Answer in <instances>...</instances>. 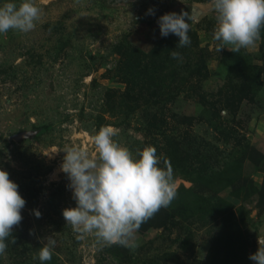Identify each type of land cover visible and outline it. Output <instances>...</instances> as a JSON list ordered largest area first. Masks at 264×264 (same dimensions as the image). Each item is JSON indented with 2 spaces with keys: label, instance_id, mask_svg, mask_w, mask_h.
<instances>
[{
  "label": "rangeland",
  "instance_id": "obj_1",
  "mask_svg": "<svg viewBox=\"0 0 264 264\" xmlns=\"http://www.w3.org/2000/svg\"><path fill=\"white\" fill-rule=\"evenodd\" d=\"M34 3L43 12L32 31L0 34V170L26 200L0 264H41L33 256L48 236L56 244L43 264H254L249 256L264 238V29L255 46L235 53L213 39L212 0ZM150 8L155 15H146ZM170 12L192 16V42L176 60L169 45L177 37H162L157 24ZM199 58L203 100L182 92L196 82ZM249 75L259 80L255 98L224 108L225 87ZM215 101L227 121L217 130ZM101 126L134 155L155 147L173 169L176 197L141 225L134 250L100 245L62 216L76 206L62 151L94 155L91 136Z\"/></svg>",
  "mask_w": 264,
  "mask_h": 264
},
{
  "label": "clouds",
  "instance_id": "obj_2",
  "mask_svg": "<svg viewBox=\"0 0 264 264\" xmlns=\"http://www.w3.org/2000/svg\"><path fill=\"white\" fill-rule=\"evenodd\" d=\"M215 14L213 39L218 50L227 48L238 53L242 48L255 46L264 29V0H212ZM43 9L34 0L5 2L0 5V34L8 31L28 33L41 18ZM146 15H155L148 9ZM191 14L166 13L157 24L160 35L169 34L179 38L176 47L191 43L188 32ZM173 59L180 53L171 51ZM116 130L101 126L91 136L95 154L78 146H65L60 170L69 181L67 188L72 193L76 206L62 210L67 225L79 234H93L100 245H120L135 249L136 233L141 225L152 218L161 208L168 207L176 197L173 169L166 158L157 155L153 146L137 149L135 155L114 140ZM162 161L164 167H160ZM19 186L10 180L9 173L0 170V255L16 240L12 235L23 216L26 200L19 194ZM36 218L41 217L33 210ZM30 234H32L30 232ZM42 247L33 259L41 264L52 259L56 241L52 236L41 240ZM257 251L250 254L254 264H264V238L257 239Z\"/></svg>",
  "mask_w": 264,
  "mask_h": 264
},
{
  "label": "trees",
  "instance_id": "obj_3",
  "mask_svg": "<svg viewBox=\"0 0 264 264\" xmlns=\"http://www.w3.org/2000/svg\"><path fill=\"white\" fill-rule=\"evenodd\" d=\"M188 36L190 37V40L192 42L191 36L189 34H188ZM178 43H179V38L177 37L176 39H174L170 43L169 49L179 52L181 47H176ZM172 60H176V59L172 58ZM244 68L248 69V71L251 70V71L257 72L256 67H252V66L250 67V66H248V64L245 65ZM203 69H204V66H203ZM201 70H202V59L199 58L195 64L193 73L191 72L192 76L194 75L195 79H197V80L188 89L186 88L187 91L182 90V92H189L190 94H192V95L196 96L197 98L203 100L204 95H202V93L200 92V87L198 86V80L201 77H204V73L201 74ZM174 76H179V74L174 73L173 77ZM255 76H256V73H255ZM179 80L183 84L182 87H184V83H186L187 81L182 79V78H180ZM258 81L259 80L256 79V77L252 78L249 75V76L243 78L242 83L238 87H234V86H230V85L226 86L225 87V94L222 96L223 100H221L222 103L224 104V108H230V107L236 108L239 106V104L243 100L244 101H252L255 98V95L259 89ZM220 95H221V91L218 92L217 96H220ZM169 99H171V98H169ZM170 101H172V100H170ZM219 104H220L219 101H215V102L210 104V107L213 110V114L211 115V121H213V123H212L211 127L215 130H217V127L220 128L222 125H224V123H227V121H221V119L216 114L217 113L216 112V108H217L216 105H219ZM219 134L223 135L224 137H227V135H230V133L225 132L224 129H222V131ZM243 148L245 149L246 147H243Z\"/></svg>",
  "mask_w": 264,
  "mask_h": 264
},
{
  "label": "water",
  "instance_id": "obj_4",
  "mask_svg": "<svg viewBox=\"0 0 264 264\" xmlns=\"http://www.w3.org/2000/svg\"><path fill=\"white\" fill-rule=\"evenodd\" d=\"M24 136H25L24 134L16 135L14 136V139H19L20 137H24Z\"/></svg>",
  "mask_w": 264,
  "mask_h": 264
}]
</instances>
